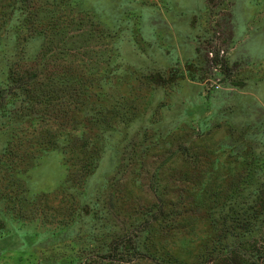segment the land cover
Instances as JSON below:
<instances>
[{
  "label": "rangeland",
  "instance_id": "obj_1",
  "mask_svg": "<svg viewBox=\"0 0 264 264\" xmlns=\"http://www.w3.org/2000/svg\"><path fill=\"white\" fill-rule=\"evenodd\" d=\"M13 1L0 82L42 48L50 92L0 116V264H264V0Z\"/></svg>",
  "mask_w": 264,
  "mask_h": 264
},
{
  "label": "trees",
  "instance_id": "obj_2",
  "mask_svg": "<svg viewBox=\"0 0 264 264\" xmlns=\"http://www.w3.org/2000/svg\"><path fill=\"white\" fill-rule=\"evenodd\" d=\"M38 2L39 0L13 1L12 12L16 6L18 10L23 11L20 13L23 16V21L19 22L17 26V34L18 37L21 35L25 37L27 35L28 40L43 37L51 41L56 36L57 23L50 26L51 19L43 22L42 16L44 12H49L47 9L44 10L48 3L43 2L42 5H39ZM80 22L85 23L77 25V30L84 28L89 21L80 20ZM68 33L66 31L63 34L68 35ZM41 51L42 48L33 59H26L22 63L20 61L14 62L10 67L7 81L5 83L0 82V116L8 114L7 117L4 116L2 118H8V121L14 123L12 132L9 135L8 146L16 137V132L19 130V127L15 123L22 117L27 118L29 115H37L38 112H34V110L42 105L44 101H47L45 97L47 98L46 95L50 90H45L44 87L47 85H44V80L42 79L44 75L43 71L46 67L45 57L43 56L46 54L41 53Z\"/></svg>",
  "mask_w": 264,
  "mask_h": 264
}]
</instances>
